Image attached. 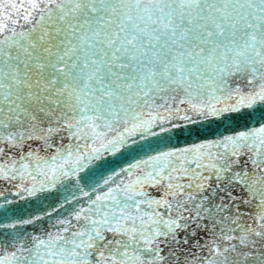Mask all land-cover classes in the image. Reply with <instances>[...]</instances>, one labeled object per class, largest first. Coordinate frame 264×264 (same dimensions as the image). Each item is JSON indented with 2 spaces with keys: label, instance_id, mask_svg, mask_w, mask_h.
Returning <instances> with one entry per match:
<instances>
[{
  "label": "snow or ice",
  "instance_id": "1",
  "mask_svg": "<svg viewBox=\"0 0 264 264\" xmlns=\"http://www.w3.org/2000/svg\"><path fill=\"white\" fill-rule=\"evenodd\" d=\"M0 264H264V0H0Z\"/></svg>",
  "mask_w": 264,
  "mask_h": 264
}]
</instances>
